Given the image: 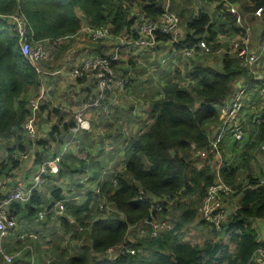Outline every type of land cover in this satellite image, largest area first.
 I'll use <instances>...</instances> for the list:
<instances>
[{"label":"trees","instance_id":"16d2710c","mask_svg":"<svg viewBox=\"0 0 264 264\" xmlns=\"http://www.w3.org/2000/svg\"><path fill=\"white\" fill-rule=\"evenodd\" d=\"M165 2L0 0V13L15 12L22 17L25 36L32 46L41 44L45 49L46 45L49 46V51L35 66L21 53L16 32L0 16V136L10 137L4 147L0 146L9 159L6 163L5 159L0 161V169L6 173L8 165L16 166L18 150L26 151L30 146L28 183L40 164L58 155L56 171L47 169L42 175L44 189L38 186L27 199L13 200L7 204L6 211L14 216L16 224L7 229L1 238V245L7 251H19L8 262L3 261L0 254V264L27 262L30 253L23 244L31 238L22 240L19 234L30 231L39 238L30 240L39 252L34 261L42 262L52 257L48 264H59L51 254L66 250L65 238L80 237L82 233L84 241L79 247L72 248L65 264H264L254 261L252 257L257 248L264 249V237L258 238V228L253 224L256 218L264 221V183L258 177L247 175L244 184L233 186L242 157H235L233 160L236 162L230 164L223 161L219 168L221 178L233 188L228 195L237 196L233 209L226 212L219 230H215L217 237L203 238L199 243H191L182 237L181 228L196 216V206L214 177L210 168V153L203 158L200 166H195L197 160L190 154L208 148V141L221 122L220 109L229 103L226 112L229 111L235 101L238 108L232 121L238 118L245 120L249 116L245 120V125L250 128L244 137L245 151L255 139H264V103H260L258 95L261 83L235 53H222L217 67L201 63L187 70V76L194 81L188 87L167 77L147 96L150 125L128 139V132L116 138H108V132L93 135L92 127L89 130L80 129L71 135L69 127L73 123L72 116L53 102L51 75H61L67 69L70 72L72 66L66 61L55 69L49 58L53 59L58 51L72 46L73 35L84 26H106L115 36L124 33L126 38H133L136 36L133 27L146 18L158 16ZM172 3L170 1V5ZM215 4L231 23L235 15L228 11L229 5L236 7L239 21V9L253 11L260 7L261 16L253 13V18L248 20L260 19L259 23L254 24L257 34L253 39L258 37L259 41L264 40V0H215ZM224 4L227 6L223 7ZM212 15L202 8L196 9L179 20V34L175 39L158 32L153 44L136 47L155 50L157 55L159 51H164L155 64L163 63L159 72L166 73L173 63L174 51L182 56V48L194 46L202 37L208 42L218 30L223 31L222 23H218L214 30L217 21ZM241 20L244 21L243 17ZM242 27L236 25L231 32L243 35L245 30ZM99 45L98 41H94L90 52L98 51ZM251 47L256 46L253 44ZM114 61H110L111 66ZM124 71L127 69L121 72ZM74 78L79 86L74 88V92L78 95L81 93L80 101L88 102L97 96L96 88L84 87L79 77ZM132 79L130 75L129 82ZM237 80H241L238 87L244 90L240 94L238 89L233 90ZM254 82L259 90L257 88L258 91L251 92ZM42 84L44 96L39 98L38 110L33 113L34 122L35 118L39 121L41 134L30 143L23 137L22 128L30 115L27 99L37 96ZM67 91L65 89L58 96L61 106L71 105L65 96ZM108 93L97 99L96 106L90 107L95 111V121L99 125L110 109L122 111L124 108H116L114 100L107 97ZM104 107L106 114L101 112ZM43 111L44 116L37 114ZM51 114L56 116V120L47 124ZM124 118H128V113ZM229 126L230 123H227V128ZM92 137L97 141H92ZM107 145L108 149L100 152ZM3 176L0 175V180L4 179ZM58 200L64 204V211L60 213L55 212L53 206ZM39 210L44 212L41 218L37 217ZM166 216L169 217L170 227L159 229L152 235L148 221ZM139 221H144L146 233L135 235L133 241H128L119 253L111 257L96 256L97 252L99 254L117 245L123 239L126 228ZM80 227L84 231L78 230ZM124 247L132 248L133 252L129 253ZM43 252L49 253V257L41 258L39 255Z\"/></svg>","mask_w":264,"mask_h":264},{"label":"rangeland","instance_id":"374dc122","mask_svg":"<svg viewBox=\"0 0 264 264\" xmlns=\"http://www.w3.org/2000/svg\"><path fill=\"white\" fill-rule=\"evenodd\" d=\"M171 1V5H170ZM165 4H167L168 8L176 13L179 17V20L181 21V18L183 15L189 14L190 12L202 8L204 10H207L208 12L212 13V18L216 20L214 24V30L216 31V25L218 23L223 24V31H217L216 35L211 39L210 41L206 42L204 37L201 39L204 40V42L207 43L209 46V51L208 52H202L200 50L193 51L191 53L185 54V55H179L177 51H174V55L172 58V65L170 66V69L168 72H159V69L161 68L160 66H163L162 64H155L157 57H160L164 51H159L158 55L155 50L150 51V50H143L145 47L138 48L136 44L132 45H127V46H122L118 48V54L115 61L112 63V68L114 72V78H113V83H110V87L107 90H110L109 93L107 94V97H110L111 100H114V103L117 105L116 108H123L122 111L117 110V109H110L103 120L102 124L103 126L99 125L95 121V111L93 109H86L84 118L87 120L88 123H90V128L92 127V134L93 135H104L106 132L109 133L108 138L111 137H119L123 136L126 132H128L127 139L129 137H132V135L136 133H140L142 128L148 127L150 125V119L148 118V106H147V96L150 94L151 91L156 90L158 86L167 78V77H172L175 81H177L181 86L188 87L189 84L194 81H192L188 76H187V70L193 68V66H196L201 63H209L212 64L213 66L217 67L218 66V60L220 59V55L224 52L228 53L229 55L235 53L233 49V44L236 43L238 40L241 39V37H245L242 39L244 41L245 46L249 49L251 46L255 43L253 41V37L256 36L257 33L254 32L256 30L254 27L255 23H259L260 19H254L252 22H249L250 18H253V13L256 16H261L257 15V13L254 12V10H241L239 9L238 12L240 14V21H237L236 19L234 22H230V20L224 18V16L221 14V9L220 7L215 4V0H169V2L166 0ZM227 4L223 5V7H226ZM231 13V12H230ZM233 14V13H231ZM244 19L242 21L241 19ZM249 19V20H248ZM261 23V22H260ZM239 25L240 27H244V34H238V33H232L231 28L236 27V25ZM137 25V24H136ZM260 25H263L262 23ZM84 26V25H83ZM85 27V26H84ZM83 27V28H84ZM242 27V28H243ZM135 30V27H133ZM110 33V36H107L106 38L100 40V39H92L89 37L83 29H81L79 32H77L75 35H73L71 42L72 46H68L67 48L64 49V51H58L54 58L50 57L53 62L51 63L53 68L55 69L57 66H60V63H62V59H65L66 56V61L70 66L75 65L76 63H79L84 57H86L88 54H90V50L93 48L92 45L94 41H98L100 43L99 45V50L95 52H99L102 54H108L112 51L114 46L118 44V36H115L114 34ZM120 35L119 37L125 38L124 33L118 34ZM177 36H175L173 39H175ZM114 38V39H113ZM257 38V37H256ZM254 38V41L256 40ZM116 39V40H115ZM60 42V41H59ZM59 42L57 44H59ZM256 44L255 46H257ZM44 46V45H43ZM47 51H49V46L46 45ZM73 49H75L73 51ZM71 50V51H70ZM165 50H168V46H166ZM94 52V51H92ZM208 55H212L211 58H207ZM49 56V53L48 55ZM213 57V58H212ZM128 58L130 59V62L128 61ZM216 58V59H214ZM215 61H213V60ZM113 61V60H111ZM155 65V66H154ZM244 65V64H243ZM247 67L248 71H251L254 76H259L260 78L258 81H260V92H258L260 103H264V72L262 68L257 67L255 64L253 65H248L245 64ZM52 69V68H50ZM63 69V68H61ZM127 69V71L121 72L122 70ZM134 71V73H132ZM68 72V73H67ZM133 78L131 82H129V78ZM53 78V82L51 83V87H53V102L54 104H57L62 108V110L68 112L69 115L72 116V122L74 121V113L75 111L79 108V106L82 104L84 101H80L79 95L81 94H76L74 92V88L79 87L77 81L75 80L74 76H71L69 73V69L64 70V73L61 75L56 74V75H51ZM81 79V84L82 86H90L91 88H96L95 81L92 77L91 72H86L84 75L79 76ZM127 81V84L129 83L128 87H126L125 83ZM253 85V84H252ZM236 87L235 89L239 90L241 89L240 87ZM256 86V87H255ZM126 87V89H124ZM133 87V88H132ZM90 88V89H91ZM255 88V89H254ZM258 88V84L253 85V88H251V92L253 91H258L256 90ZM67 89L66 97H67V102L71 101L70 106H61V101L58 96H61V93L64 92V90ZM243 90V89H242ZM43 91L45 92L44 85H40L38 89V95L34 97H28L27 103H28V108L30 110V115H28V118H31L32 121H30L31 126L29 130L24 124V132H23V137L25 140L29 141L32 143L33 139L41 134V128L39 125V121L37 118H35L34 122V114L38 110V100L39 98L43 97ZM244 91V90H243ZM76 96V97H75ZM132 105V108H129V106ZM26 106V105H25ZM104 113L106 114L107 110L106 107L103 108ZM131 109H133V114L131 113ZM254 109V108H252ZM221 110V109H220ZM33 111V113H32ZM125 113L128 114V118H124ZM39 116H44V111L43 113H37ZM118 115V117H117ZM244 115V114H243ZM233 116L232 115H221L219 114V120L225 121L228 120L227 117ZM249 116L247 115L244 119L246 120ZM27 118V119H28ZM26 119V120H27ZM56 120V116L54 114H51L49 116V123L54 122ZM243 120V119H242ZM240 120L234 119V122L239 124V126L243 130L242 138L239 140L234 141V138L231 137V134L227 131V134L223 135V138L217 142V150H218V156L216 155V152L213 153L212 151H207L204 155H199L197 153V150L195 152H192L190 155L193 159L197 160V163L195 166H200L203 158L210 153L211 154V159H210V168L211 171L213 172L214 175V170L216 167V163H219V166L221 167L223 164V161L226 163H234L236 160H233L235 157L241 159V163L237 167V172H236V177L233 179V186H238L240 184L245 183V176L250 175L252 177H258L261 179V181H264V148L260 147L262 143H264V139L258 140L255 139L253 145L246 149L245 151V139L244 137L248 135L250 132L249 126L245 125V120ZM132 126L131 130L130 127ZM22 127V128H23ZM139 128V129H138ZM27 137V138H26ZM10 137L8 136H0V146L4 147L6 144V141ZM103 138H105L103 136ZM252 138V135L250 136ZM109 140V139H108ZM11 141V140H10ZM9 141V142H10ZM92 141H97V138L92 137ZM8 142V141H7ZM102 146V145H101ZM34 148V147H33ZM106 149H108V145L103 148L100 152H104ZM200 150H206L205 148H201ZM199 150V151H200ZM1 151V150H0ZM62 151V149H61ZM93 152V151H91ZM98 152V151H97ZM242 152H245L243 154ZM3 152L1 151L0 153V161L2 162L4 159L6 162L9 161L7 158L6 154H2ZM19 158L17 159V165L16 166H9L6 171V173H3V170L0 169V175H4V179H1L0 183V197L2 195V192L4 193V190L11 186L13 180L18 179V181L23 182V178L28 175V167L30 166L29 161L27 158L30 156V146L29 149L26 151H21L18 150ZM49 160L45 161V165ZM51 164V162H50ZM228 164V165H229ZM47 169L48 168V165ZM217 167L218 169L220 167ZM50 171V170H49ZM220 175V172H219ZM7 177H12V180L5 181V178ZM32 179V178H31ZM44 181L41 178V184L39 185L41 188H43V183ZM241 182V183H240ZM232 188V187H231ZM44 189V188H43ZM233 189V188H232ZM236 196L235 194L231 195H226L224 197L223 203L226 208V212H229V210H232L235 202H236ZM200 203L197 204L196 206V216L192 219V221L184 224V226L181 228L182 229V237L191 242V243H199L202 241L203 238L211 237V238H216L217 235H215L216 230L212 228L208 223L201 222V218L198 214V206ZM165 219L166 222L169 223V217L166 216L165 218H156L155 220H162ZM144 221H139L135 225H130L126 228L125 234L123 239L115 246V250H118L121 246L124 244H127L128 241H133L134 238L136 237L135 235L139 236L147 232V227ZM78 230L84 231L83 227H80ZM218 234V233H216ZM69 236V234H67ZM27 237L22 238V240H26ZM31 239H28L26 241L25 245L30 246V250L34 256H36L39 252L36 250V248L30 243ZM33 240H39L38 236L36 239ZM225 240V237H224ZM84 241V235L83 233L80 235V237L76 238H65L64 246L66 248L65 251L59 252L58 253H52L51 255L54 256L57 262L59 264H65V260L67 259V255L71 253V250L73 247H79L81 243ZM45 247V246H44ZM229 247L232 249V245L229 243ZM19 250H16L15 252H18ZM112 252H100L96 254V256L100 257H106L111 254ZM49 253L43 252L42 255H39L41 258L49 257ZM100 255V256H99ZM49 257V261H50ZM49 263V262H48ZM47 263V264H48Z\"/></svg>","mask_w":264,"mask_h":264},{"label":"built area","instance_id":"2783aa9c","mask_svg":"<svg viewBox=\"0 0 264 264\" xmlns=\"http://www.w3.org/2000/svg\"><path fill=\"white\" fill-rule=\"evenodd\" d=\"M228 11L233 13L235 15V19L239 21V15L236 11V7L234 5L228 6ZM261 11L260 7H257L254 12L259 14ZM0 16L2 18H5V20L9 23L10 29L14 30L17 34L18 42H19V48L23 55L27 56L29 61L36 66L37 61L42 59L47 53V50L45 47L41 44H37L32 46L30 42L27 40L25 36V29H24V22L22 17H20L15 12H9V13H0ZM84 31H86V34L91 37L92 39H104L107 36H110V32L106 26H97V27H84ZM135 37H129V38H122L118 37V44L114 46L112 51L108 54H102L99 52H90L84 59H82L79 63H76L72 66L70 70V75L74 77H79L84 75L86 72H91L95 84H96V90H97V96L88 102H82V104L79 106V108L74 113V121L72 125L69 127L71 135H74L78 130L80 129H90V125L87 122V120L84 118V112L86 109L96 106L98 103L97 99L99 97H103L104 94L109 89L110 83H113L114 78V72L113 68L110 66V61L116 59L118 54V48L124 47L127 45H151L155 42V36L159 33H165L169 34L172 38H174L179 33V19L176 13L172 12L167 4L164 5L162 11L160 14L153 18H146L142 20L140 23H137L135 26ZM243 43V44H242ZM242 44V45H240ZM233 49L235 51V54L239 57V61L242 64H248L261 67L264 69V40L261 42L260 45L256 46L253 50L248 49L244 41L238 40L236 43L233 44ZM183 55L191 53L196 50H200L202 52H208L209 46L206 42H204L203 39H199L197 43L194 46L191 47H185L182 48ZM259 77V76H258ZM260 78V77H259ZM242 92V89L238 90V94ZM229 105V103H228ZM221 108L220 114L221 115H232L230 117H227L228 120L219 122L217 131L214 134L212 138L208 141V148L206 150H197V153L199 155H204L207 151H212L213 153L216 152V155L218 154L217 150V142H219L220 139L223 138L224 134H227V131L229 134H231V137L234 139H241L243 130L239 126V124L232 121L235 111L238 108V103L233 102V104L230 106L229 111L226 112L227 106ZM33 113V111H32ZM30 121H32L31 118H28L24 123L25 126L29 128L31 126ZM227 123H230V126L227 128ZM24 126V124H23ZM24 129V127H23ZM260 147L264 148V143L260 145ZM64 150V147H62V151ZM200 150V151H199ZM218 156V155H217ZM58 160V155H54V157L46 163L48 165V168L51 172L56 171V162ZM51 162V164H50ZM45 164H40L36 170V172L32 175V179L28 183L23 180V182L18 181V179L13 180L12 184L10 185L11 188L8 189L6 192L2 194L0 197V254L2 255L4 261H10L15 253H5L3 251L2 245H1V238L7 231L9 227H12L16 224V219L12 214H8L6 211V206L8 203H10L13 200H25L30 195L31 191H33L36 187H38L41 184V178L43 180L42 175L47 170V166ZM219 166V163H216V167L214 170V177L213 180L206 186L204 196L198 206V214L200 218L208 223L210 226H212L213 229L219 230L220 224L225 217L226 214V208L223 203V199L226 195H228L232 188L225 180L221 178L219 175V169L217 168ZM220 167V166H219ZM12 180V177L5 178V181ZM261 181V179H259ZM264 183V181H261ZM1 183V181H0ZM54 211L57 213L64 211V204L61 200H58L54 203ZM158 209V208H157ZM43 211L39 210L37 212V217L41 218L43 216ZM148 224L150 225V233L152 235H155L159 229L165 228L168 229L170 227L169 223L166 222L165 219L162 220H150L148 221ZM20 238L25 237H31L34 238L35 234L33 232H21L19 234ZM116 245H113L111 247L106 248L105 252H112L108 257H111L112 255H115L120 252L121 246L118 250H115ZM28 248L30 250L29 245H25V248ZM124 249L128 251L129 253L133 252V249L130 247H127ZM29 258L27 262L24 264H47L49 262V259L46 258L42 262H35V256L32 254V252H29ZM253 260L256 262L264 263V249L257 248L255 252L253 253Z\"/></svg>","mask_w":264,"mask_h":264},{"label":"crops","instance_id":"0c3cea01","mask_svg":"<svg viewBox=\"0 0 264 264\" xmlns=\"http://www.w3.org/2000/svg\"><path fill=\"white\" fill-rule=\"evenodd\" d=\"M260 39L257 37L256 38V40L254 41V39H253V41L252 42H255L254 43V45H256V44H258L259 42H261V41H259ZM261 44V43H260ZM259 44V45H260ZM258 46V45H257ZM254 48H250V50H253ZM75 49H73V51H74ZM71 51V50H70ZM66 62V56H65V59H62V64L63 63H65ZM66 65V64H65ZM257 67H259V66H257ZM259 68H261V67H259ZM263 72H264V70H263ZM241 82V80H237L235 83H234V85L235 86H239L240 83ZM235 88L236 87H234L233 86V90H235ZM101 112H103L104 113V110L103 111H101ZM131 113L133 114V109L131 110ZM129 114V113H128ZM104 120V119H103ZM103 122V121H102ZM102 122H101V126H103V124H102ZM132 127V126H131ZM23 180H25L26 181V176L23 178ZM8 189H6L5 191H7ZM4 191V192H5ZM3 194V193H2ZM253 224H255L256 225V228H258V232H257V236H258V238H263L264 237V221L261 219V218H256L255 220H254V222H253ZM31 232V231H30ZM28 238H31V237H28ZM37 237H36V235H35V237L34 238H31V240H33V239H36ZM1 243H2V241H1ZM3 248V247H2ZM3 251L5 252V253H15L16 254V252H11V251H7V250H5V249H3ZM2 256V255H1ZM3 258V257H2ZM3 261H4V259H3Z\"/></svg>","mask_w":264,"mask_h":264},{"label":"clouds","instance_id":"9594fccd","mask_svg":"<svg viewBox=\"0 0 264 264\" xmlns=\"http://www.w3.org/2000/svg\"><path fill=\"white\" fill-rule=\"evenodd\" d=\"M255 77L259 79V77H258V76H255Z\"/></svg>","mask_w":264,"mask_h":264}]
</instances>
